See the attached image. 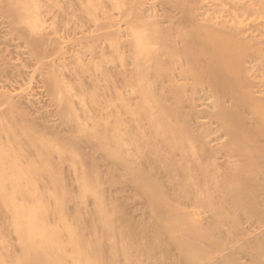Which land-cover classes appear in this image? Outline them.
I'll list each match as a JSON object with an SVG mask.
<instances>
[{"label":"bare ground","instance_id":"1","mask_svg":"<svg viewBox=\"0 0 264 264\" xmlns=\"http://www.w3.org/2000/svg\"><path fill=\"white\" fill-rule=\"evenodd\" d=\"M0 264H264V0H0Z\"/></svg>","mask_w":264,"mask_h":264}]
</instances>
